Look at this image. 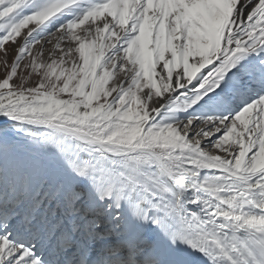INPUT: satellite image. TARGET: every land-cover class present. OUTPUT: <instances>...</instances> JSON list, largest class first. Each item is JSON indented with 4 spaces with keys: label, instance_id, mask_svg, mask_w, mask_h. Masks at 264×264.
I'll return each mask as SVG.
<instances>
[{
    "label": "snow or ice",
    "instance_id": "snow-or-ice-1",
    "mask_svg": "<svg viewBox=\"0 0 264 264\" xmlns=\"http://www.w3.org/2000/svg\"><path fill=\"white\" fill-rule=\"evenodd\" d=\"M0 264H264V0H0Z\"/></svg>",
    "mask_w": 264,
    "mask_h": 264
}]
</instances>
